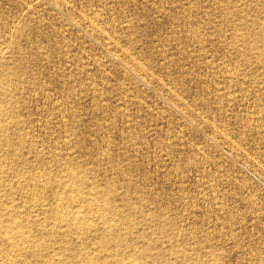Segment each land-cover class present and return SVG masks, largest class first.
Instances as JSON below:
<instances>
[{
	"label": "rangeland",
	"instance_id": "obj_1",
	"mask_svg": "<svg viewBox=\"0 0 264 264\" xmlns=\"http://www.w3.org/2000/svg\"><path fill=\"white\" fill-rule=\"evenodd\" d=\"M93 263L264 264V0H0V264Z\"/></svg>",
	"mask_w": 264,
	"mask_h": 264
},
{
	"label": "bare ground",
	"instance_id": "obj_2",
	"mask_svg": "<svg viewBox=\"0 0 264 264\" xmlns=\"http://www.w3.org/2000/svg\"><path fill=\"white\" fill-rule=\"evenodd\" d=\"M16 226H17V225H16ZM18 226H19V225H18ZM18 226H17V227H18ZM11 227H12V226H11ZM17 227H15V228H17ZM12 229H13V228H12ZM12 229H9V230H12ZM16 230H17V229H16ZM18 230H19V227H18ZM11 232H13V231H11ZM14 233H15V232H14ZM119 263H120V262H119ZM93 264H94V263H93Z\"/></svg>",
	"mask_w": 264,
	"mask_h": 264
}]
</instances>
